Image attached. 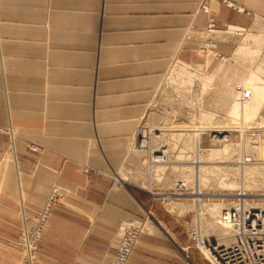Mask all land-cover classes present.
Returning a JSON list of instances; mask_svg holds the SVG:
<instances>
[{"label": "crops", "instance_id": "1", "mask_svg": "<svg viewBox=\"0 0 264 264\" xmlns=\"http://www.w3.org/2000/svg\"><path fill=\"white\" fill-rule=\"evenodd\" d=\"M227 2L264 19V0ZM200 4L201 0H0V264H23L18 245L20 201L40 208L55 185L79 186L76 174L115 175L109 198L145 213L137 200L144 205V191L153 188L124 182L118 171L124 164L131 170L140 166L138 158L126 161L130 152H141L132 149L133 135L170 66L204 68L210 63L209 56L193 64L177 57L196 32ZM208 7L218 11V2ZM226 26L246 31L241 25ZM258 29L255 34L263 32L256 25L252 32ZM228 31L217 29L215 38H237L230 58L247 40ZM223 58L227 57L222 56L211 73ZM56 205L41 242L46 237L57 244L70 241L72 264H110L121 227L146 219H130L123 212L128 218L117 225L114 240L105 228H77L70 238L66 231H56ZM97 206L103 208L96 216L99 220L114 224L122 216V210L108 202ZM152 219L177 223L175 216ZM153 226L151 232H142L166 237ZM169 231L177 242V229ZM45 255L36 251L33 264H41ZM154 255L138 250L127 264H182L151 261Z\"/></svg>", "mask_w": 264, "mask_h": 264}, {"label": "rangeland", "instance_id": "2", "mask_svg": "<svg viewBox=\"0 0 264 264\" xmlns=\"http://www.w3.org/2000/svg\"><path fill=\"white\" fill-rule=\"evenodd\" d=\"M216 1L218 2V11L207 9V11L210 14H212V16H215V21H216L215 28L226 29L227 28L226 24L241 25L244 29H246V31L242 29L239 35H235L239 37V39H241L244 35L246 36L247 32H250L251 34L257 33L259 29L252 32L253 25H256V27H261L263 31L262 33L264 34L263 18H258L257 16L247 14L246 12L234 8L223 1L220 0H216ZM210 2L212 1L207 0L208 5L210 4ZM198 16L200 20L198 19L193 26V30H195L196 32H193V34L190 36L191 39L186 44L182 45L181 48H179L180 51L178 50L179 53L177 52L178 54L177 57L183 60L184 62L193 64V63H203L205 61L206 56H209L210 57L209 65L207 67H204L203 71L201 70V72H198L199 74L204 73V75H202L203 77H209V75L211 74V70L219 62L221 57L230 56V54L232 53L231 50L234 45V41H236L237 38L230 40L228 42H217L216 38H214L215 34H213V32L210 33L207 30L208 14L204 11L202 4H200ZM214 42H216V44ZM207 50L209 51V53ZM262 53H264L263 49L260 50L259 54L261 55ZM184 69H186L187 71H195L196 68L193 67V65L184 66L183 64H179L177 65V70L175 71V73H173V76L170 79H166V75H165V78L161 82L160 88L158 89L153 101L151 102L150 109L147 111L144 119L142 120L141 124L144 125L143 133L145 134L147 133V131H149L148 132L149 137L146 139L148 140L147 141L148 144L146 146L149 147L141 148V152L138 153L130 152L126 159V161L128 162L131 159L135 160L138 158V162L140 161L139 162L140 166L138 168L131 170V168L129 169L128 167H125L124 164L118 171L119 177L121 176L120 172L127 173L130 172V170L134 172L136 171L143 172L142 174L143 176L146 177L147 180L146 182L147 186H145L144 188H148V189L153 188L150 189L152 192L144 191L145 192L144 205L140 203L139 200L136 199L137 202L144 209L145 213L143 214L139 211L134 210L131 207L122 206L119 203H117L115 200H111L109 198L108 192L113 185L115 175L102 177V176H93V175L88 176V174H84V173L83 175L76 174L75 177L79 178V182H80L79 186H76L75 189H70L67 188L65 184H63L58 188L59 195L56 200L57 205L52 212V217L55 216L57 218L58 226H60V228H58V226L56 227L57 229L56 231H60V230L64 232L66 231L70 235L68 237L71 238L73 231L77 232L76 230H74L77 228H80L82 230H95L99 228L104 230L105 228L107 231L111 232L112 239L114 240L113 232H115L117 225L122 219L126 220V218H128V216L125 213L123 214V212H127V214H129L130 219L136 217L140 221L145 218L148 219V220L145 219V222L152 221V223L156 225L158 229H160V231H162V233L166 236L164 238V237H159L157 235H152V234H147L146 232H142V234L140 235L139 239L136 242L133 252H137L138 250L139 251L146 250L151 253L154 252L155 254L153 256L154 260L151 261H158V259L161 258L162 260L165 259L168 263L177 260L182 264L185 263L212 264L205 257V255L200 252L198 247H196L193 242H188L187 238L185 237L187 233H189V231L191 230H197L196 234L198 236L200 235V233L204 235V231L206 229H210V230H212L213 228L215 229L218 228L219 230L223 229L221 223L218 222L220 216V213L218 211L212 209V207H206V205H203L202 202L196 203L194 200L192 201V197L190 196V193L194 190V187L198 185V182H196L195 180L196 183L194 182V184H192L189 187L186 186L187 189L185 193L180 196H176L172 194V197L165 198V196H168V194L174 193L172 187L176 181L184 180L185 173L181 172L182 170H180L177 167L173 168V165L189 166L190 164H192L189 158L178 160V159H174L171 155H169L172 154L171 149L174 146V143L168 134V130L171 129H167V128H172L173 130V128L179 125V124L176 125V123H182V122L185 123L184 125L182 123V125L185 127L186 126L193 127L196 125L198 126L200 123L203 125L207 121L212 122L215 125H219L222 120L226 122H229L230 120L226 118L227 111L217 109L215 110L216 111L215 113L212 111L211 108L210 110L208 107L201 104L203 100L201 101V95H200L201 93L199 90L200 87L198 85L192 87L184 86L186 84H184L182 80H184L185 82L186 79H183L182 75H181L182 77L181 76L176 77L177 75L176 72H179ZM169 76H171V74ZM232 83H233L232 86L230 85L229 87L230 89H232L235 84H238L237 82H232ZM225 89H227V87ZM178 94L181 97L177 96ZM182 95H184V97ZM206 96L203 95L202 97H206ZM201 105L205 106L206 109H204L205 107ZM263 107H264V102L261 104L258 110H255V114L247 121H244L242 117H237L236 118L237 124L234 125L235 128L227 129L230 130L231 132V136H232L231 142L238 143L237 155H235L236 159H238L241 156V153L244 154L245 156L258 154L257 156L260 158L258 162H249L239 167V169L244 174V178L247 181L256 182L257 185L264 182V154H261V150L264 147V142L263 144H260V140H259L257 146H253V144H255L256 142L252 143L251 140L248 138V134L250 130H254V129L264 131V128H260V127H264ZM203 110H206V113L208 114L211 112L217 114L218 116L217 115L212 116V118H214L213 120H207L208 118L206 117L205 118L206 121L204 122L203 121L204 117L202 115L207 116L208 114L207 115L204 114L205 111L204 113H202ZM195 116H198L197 119ZM198 120L200 121L202 120L203 122L200 121L198 122ZM201 124L199 126H201ZM160 129H164L165 133L162 130L163 134L160 136L161 138L160 137L158 138L155 135H158L160 133L159 131ZM263 131H262V135H264ZM205 132H209V131H205ZM203 135H204L203 143L201 144L200 148H212L214 145L210 144L209 133H204ZM185 142H187L186 134H183L180 138L177 137L175 140V144L177 147L174 148V151L177 153V151L180 148L185 147ZM240 145L242 147H240ZM166 147H168L167 150L169 151L166 162L164 163L149 162L151 155L149 153V150L152 149L153 151H155V149L156 150L163 149ZM213 148L220 149L222 148V146L220 147L214 146ZM236 159H233L231 164L229 163L230 165H235V167H229L230 173L235 174L237 172V168L239 164L236 162L237 161ZM144 160L147 161H145L143 164V162L141 161ZM153 164L155 165L163 164L166 166L163 168L162 171L163 174H161V176H163L164 179L168 178L171 180V183L168 186L165 185L163 178L160 180L154 179V172L152 171L154 167ZM208 164H213V163H208ZM218 164L226 165L227 163H218ZM240 170H238V172H240ZM237 181L239 183L240 181L239 176H237L236 182ZM212 183H214L213 180ZM241 188H242L241 186L240 189H234V190L205 188L204 190H202L203 193H205V195L201 197V200L208 202V201L220 199L230 203L236 200V198L238 197L237 193L240 192ZM153 193H157L160 196L155 197L152 195ZM246 193L247 194L244 195L243 197L247 198V201L253 203L255 202L264 203V188L261 189L250 188L249 190L248 189L246 190ZM146 199H149V201L146 202ZM167 201L189 202L188 203L189 205L187 204L183 205L184 207L182 206L181 208L178 209V211H180L181 214H176L175 211L174 212L170 211L166 207V205H164L165 202ZM105 202L117 206L122 210L121 213L122 216L118 217V219H116L117 222L114 224H111L107 221L99 220L96 217L97 214L102 213L101 210L103 211V208H101V206H97V204L99 205ZM177 206L178 205H175V207ZM26 209H27V216H29V219L31 220L34 218L35 214L39 210V208L35 209L29 206H26ZM17 212L18 213L20 212V206L18 207ZM155 215L160 217L175 216L177 223L173 222L170 224L167 223L163 224V223L155 222L152 219V217ZM18 219L20 222V217H18ZM60 222H62L64 226L61 225ZM73 225L75 227H73ZM134 225L140 226L142 228L141 223H137ZM127 226L128 225L121 227L120 232L122 233L124 228H128ZM62 227L64 228L61 229ZM172 227H175L177 229V232L180 236V237L176 236L177 242L171 240L172 235L169 230ZM120 235L117 237V240L114 241L115 242L114 246L118 245ZM198 237H196V239ZM202 238H206V237L204 236ZM47 239L49 238L46 237V240L44 239L45 242L39 243L36 247V251L38 252V254H43V253L46 254L45 256L40 258L43 259L41 261L42 262L41 264H72L71 242L70 241L67 242L64 240V241H59V243L57 244L54 240L51 241L49 239V241H47ZM177 244L179 245V247ZM175 246H177L180 252H177Z\"/></svg>", "mask_w": 264, "mask_h": 264}, {"label": "bare ground", "instance_id": "3", "mask_svg": "<svg viewBox=\"0 0 264 264\" xmlns=\"http://www.w3.org/2000/svg\"><path fill=\"white\" fill-rule=\"evenodd\" d=\"M211 1H216V0H211ZM203 5H204V7H206L209 10V7L207 5V0H204ZM226 30H229L228 32L232 33L233 35H239L242 29L236 28L234 26H227ZM216 31H217V28H214L212 31L213 34H216ZM213 34H212V36H213ZM212 36H211V38H212ZM242 38L246 39L247 41L240 44V46L235 50V53L233 54V56H231L230 58H228V57L223 58L221 60V63L219 64V66L213 71L214 73H211V74L209 73L210 74L209 77H203L202 75H204V73L203 74L198 73V72H201V70L203 71V67L199 66V65H193V67L196 68L195 71H187L186 69H184V70H181L179 72H176L177 73L176 77L182 75L183 79H186L185 82H184V80H182V82L184 84H186L184 86L192 87V86L198 85L200 87L199 90L201 93L200 94L201 95V101L203 100L201 102V104L205 105L209 109L211 108L212 111L215 113H216L215 110H217V109L227 111L226 118H228L230 121L226 122V121L222 120L219 125H215L214 123L207 121L205 124H203L204 126L200 123L201 126H199L200 125L199 124L198 126L196 125L193 127L192 126L191 127H187V126L185 127V126H183L185 123L182 122L183 125H182V123H176V125H178V124L179 125L181 124V125L180 126L178 125L177 127L173 128V130H172V128H167V129H171V130H168V134L174 143V146L171 149L172 154H169V155H171L174 159H178V160L189 158L191 163H192L189 166L188 165H179V166L173 165V168L177 167L180 170H182L181 172L185 173L183 181L185 182L187 187L194 184L195 180H196V182H198V185L197 186L195 185L196 187H194V190L190 193V196L192 197V201L194 200L196 203L202 202L203 205H206V207H212V209L218 211L220 213L218 222H220L221 225L223 226V229H220V230L218 228L217 229L213 228L212 230L206 229L204 231V235H202L200 233V235H198L199 237L196 235V237H198V238L197 239L195 238L194 240H192L191 234H187V237L191 242L194 243V245L196 247H198L200 252L203 253L206 258H207V256H210L211 259L214 260L216 257L219 264H221V262L219 261L220 258H219L218 248H220L219 246H221V243H222L221 241H224L223 238H225L230 233L229 227L221 221V212L225 208H228L229 206H233L234 203H232V202L228 203V202H225L224 200H220V199H219L220 201L219 200H212V201H208V202L202 201L201 197L205 195V193H203L202 190H204L205 188L234 190V189H240V186H241L242 188L238 194L240 196H242V195L247 194L246 193L247 189L249 190L250 188H254V189L255 188L256 189L257 188H259V189L264 188V182L257 185L256 182L247 181L244 178V174L239 169V167H241V165L247 164V163H245V162L242 163L241 157L236 159L235 155H237L238 143L230 141L228 143H225L224 146H222V148H220V149L219 148H213L214 146L212 148H200L201 144L203 143V137H204L203 134L209 133V132H205V131H211V132L212 131H215V132L216 131L217 132L224 131L225 132L228 128H230V129L235 128L234 125L237 124V122H236L237 117H242V119L244 121H247L249 118H251L255 114V110H258L260 108L261 104L264 102V55H261V58L259 60L257 59V56H258L260 50H262L264 48V34L262 32H260L259 34L252 35L251 33L247 32L246 36L244 35ZM214 43L216 44V42H214ZM244 45H247V46H244ZM214 47H215V45H214ZM208 53H209V51H208ZM177 65H179V64L176 63V64H172L170 66L166 79H170L173 76V73H175V71L177 70ZM183 65L184 66H191V65H185V64H183ZM170 74H171V76H169ZM181 77H180V79H181ZM232 82H237L238 84L247 85L251 89L252 97L248 102L242 104V103H239L235 99L233 91H229L230 85L232 86V84H233ZM178 87H180V86H178ZM226 87H227V89L228 88L229 89L228 90L225 89ZM179 89H181V88H179ZM206 94H207V96H206ZM203 95H205L206 97H202ZM177 96H180V95L178 94ZM182 96L184 97V95H182ZM187 96H188V94H187ZM203 105H201V106H203ZM205 106H203V107H205ZM206 107L204 109H206ZM263 109H264V107H263ZM204 111H205V113H204ZM207 112H209V111H207ZM202 113H204L206 115L208 114V113H206V110H203ZM209 114L207 116L202 115L204 117L203 118L204 122L206 121L205 120L206 117L208 118L207 120H213L214 118H212V116L217 115V114H214L211 112ZM263 114H264V111H263ZM198 116H195L196 119ZM200 118H201V115H200ZM196 119H194V120H196ZM199 121L200 120H198V122ZM203 121L201 120L200 122H203ZM260 128H264V127H260ZM162 130L165 133L164 129H160L159 130L160 133L158 135H155V136L159 138L163 134ZM261 131H263V130H261ZM183 134H186L187 142H185V147L180 148L176 153L174 151V148L177 147L175 144V140L177 137L180 138ZM263 134H264V131H263ZM164 137H165V134H164ZM162 138H163V136H162ZM147 141L148 140H146V139H145V141L143 140L142 141L143 145L148 144ZM263 142H264V135H263V137L260 138V144H263ZM240 147H242V146L240 145ZM166 148H168V147H166ZM140 151H141V149H140ZM238 152H240V151H238ZM261 154H264V147L261 150ZM233 159H236L237 160L236 162L239 164L238 168H237V172H238V170H240V172H238V173L236 172L235 174L229 172V167H235V165H230L231 162L233 161ZM153 160H154L153 156L150 155L149 162L150 163L154 162ZM145 161H147V160H144L141 162H143V164H144ZM156 163H161V161L156 162ZM208 163H213V164H208ZM218 163H227V164L223 165V164H218ZM153 166L154 167H153L152 171L154 172V179H156V180L162 179L163 176H161V174H163V172H162L163 168L166 166L163 164H159V165L153 164ZM143 171H144V169H143ZM120 173H121L120 177L122 178V180H124L125 182H128L129 184L134 183V184L143 186V188L145 186H147L146 177L143 176V174H142L143 172H141V171L134 172V171L130 170V172H127V173L126 172H120ZM237 176H239V180L241 181V182L239 181V183H238V181L236 182ZM212 180L214 181V183H212ZM163 181H164L166 186H168L171 183V180L168 178L164 179ZM55 188H59V187L55 185ZM172 194H174L176 196H180L179 194H176V193H171V194H169V196L172 197ZM243 198L241 197V200ZM188 203L189 202H182V201H167V202H165L164 205H166V207L170 211H172V212L175 211L176 214H181V212L178 211V209L181 208L183 205H186V204L189 205ZM247 204H249V203H247ZM258 204L264 206V203H262V202L261 203L258 202L257 205ZM175 205H178V206L175 207ZM20 214L21 215H27V209L21 208V211L19 212V217L21 216ZM28 218H29V216H28ZM48 221H49V217L46 221L45 226L43 227L42 235L47 230ZM33 222H34L33 219L32 220L27 219V223H28L27 225L28 226L31 225L30 223H32V225H33ZM141 224H142V228L140 226H136V225H134L133 227L140 228L141 232H142V230L147 231V232H151L152 229L154 230V228H155L150 221H147V222H144ZM129 227H131V226H129ZM141 232H140V234H141ZM200 232H202V231H200ZM204 236L206 238H202ZM136 242H135V244H136ZM134 247H135V245H134ZM28 256H29L28 264H33L34 260L36 258V250H35V252L28 254Z\"/></svg>", "mask_w": 264, "mask_h": 264}, {"label": "built area", "instance_id": "4", "mask_svg": "<svg viewBox=\"0 0 264 264\" xmlns=\"http://www.w3.org/2000/svg\"><path fill=\"white\" fill-rule=\"evenodd\" d=\"M220 1L236 8L233 3L227 2V0ZM203 2L204 0H202L201 3L202 7L208 14L207 30L208 32H212L215 28V17L207 11ZM232 90L235 99L239 103L244 104L252 97L251 89L247 85L235 84ZM143 132L144 125L140 123L136 127L133 135L132 148L135 151L147 147V144L143 145L142 141L149 137V131L145 134ZM262 136V131L255 129L250 130L248 134V138L251 142H256L253 146H257ZM209 137L211 145L220 147L230 142L232 136L230 130H226L225 132L209 131ZM149 153L153 156L154 162L161 161V163H164L167 161V148L155 149L154 152L149 150ZM257 155L258 154L245 156L241 153L240 157L242 158V163L258 162L260 158ZM186 189V184L182 180L176 181L172 187L173 192L179 195L184 194ZM58 195V188L53 187L48 193L44 204L35 214L33 225L31 224L28 226V216L20 214L18 245L23 251V264L29 262L28 254L35 252L37 245L41 243L43 227L56 204ZM239 196L238 194L236 200L232 201V203H234L233 206H229L221 212V221L229 227L230 233L223 238L224 241H221V246L218 248L219 261L221 264H264V206L247 201V198H243L244 195L241 196L243 198L241 200ZM21 208H26L23 200L20 201V211ZM196 231L197 230H191L187 233L192 235V240L196 238ZM140 232L141 230L138 227L123 229L110 264L128 263L133 254L135 242L141 235ZM207 258L212 264H219L216 257L214 259L215 261L211 259L210 256H207Z\"/></svg>", "mask_w": 264, "mask_h": 264}]
</instances>
